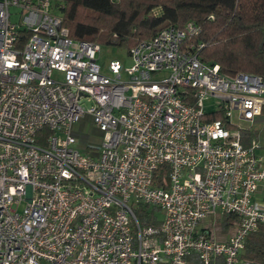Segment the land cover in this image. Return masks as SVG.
I'll return each instance as SVG.
<instances>
[{"label": "built area", "instance_id": "built-area-1", "mask_svg": "<svg viewBox=\"0 0 264 264\" xmlns=\"http://www.w3.org/2000/svg\"><path fill=\"white\" fill-rule=\"evenodd\" d=\"M198 32L165 27L104 72L52 0H0V264H258L264 79L202 61Z\"/></svg>", "mask_w": 264, "mask_h": 264}, {"label": "trees", "instance_id": "trees-1", "mask_svg": "<svg viewBox=\"0 0 264 264\" xmlns=\"http://www.w3.org/2000/svg\"><path fill=\"white\" fill-rule=\"evenodd\" d=\"M52 6L69 38L128 51L165 27L192 22L199 32L187 41L201 44L202 61L219 65L228 77L264 79V0H52ZM154 210L140 207L136 213L142 223L158 225ZM243 258L264 264V227L248 236Z\"/></svg>", "mask_w": 264, "mask_h": 264}, {"label": "rangeland", "instance_id": "rangeland-1", "mask_svg": "<svg viewBox=\"0 0 264 264\" xmlns=\"http://www.w3.org/2000/svg\"><path fill=\"white\" fill-rule=\"evenodd\" d=\"M156 12L158 13V10H155V13ZM97 57L98 64L102 67V71L104 72L107 71L108 63L111 60H118L123 67H129L132 64V60L128 55V50L124 48H111L101 46V51ZM211 103H213L212 100H210L209 102H204V108L209 107ZM73 130L78 135L86 138V140H82V147L86 146L85 143L99 145L102 142V133L94 128L91 118L89 116H85L80 120V122L74 124ZM249 134L253 135L259 141L261 147L260 152L264 154V116L257 123H255L253 129L249 132ZM262 195L264 196V191ZM257 200H260V202L264 204V200H262L261 194L258 195ZM24 206L25 202L22 201L20 202L18 207L14 209H16L18 213H21ZM154 214L158 219H161L162 213L160 211L154 210ZM216 221L219 222L220 218L218 217Z\"/></svg>", "mask_w": 264, "mask_h": 264}, {"label": "crops", "instance_id": "crops-1", "mask_svg": "<svg viewBox=\"0 0 264 264\" xmlns=\"http://www.w3.org/2000/svg\"><path fill=\"white\" fill-rule=\"evenodd\" d=\"M261 148V147H260ZM260 148H259V150L257 151V154L264 160V154H262L261 152H260ZM263 188H264V185H260L259 187H258V189H257V191H256V193H255V195H254V198L255 199H258V195H260L261 194V196H262V200H264V196L262 195V193H263Z\"/></svg>", "mask_w": 264, "mask_h": 264}]
</instances>
